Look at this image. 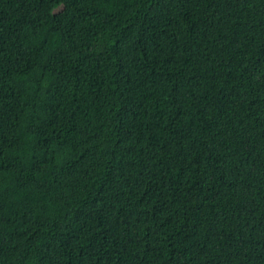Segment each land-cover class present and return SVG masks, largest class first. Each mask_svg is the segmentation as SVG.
<instances>
[{
    "label": "trees",
    "instance_id": "trees-1",
    "mask_svg": "<svg viewBox=\"0 0 264 264\" xmlns=\"http://www.w3.org/2000/svg\"><path fill=\"white\" fill-rule=\"evenodd\" d=\"M0 264H264V0H0Z\"/></svg>",
    "mask_w": 264,
    "mask_h": 264
}]
</instances>
